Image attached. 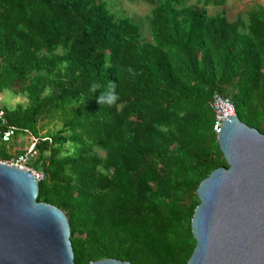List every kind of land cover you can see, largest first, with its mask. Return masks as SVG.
Wrapping results in <instances>:
<instances>
[{
  "label": "trees",
  "instance_id": "16d2710c",
  "mask_svg": "<svg viewBox=\"0 0 264 264\" xmlns=\"http://www.w3.org/2000/svg\"><path fill=\"white\" fill-rule=\"evenodd\" d=\"M126 1L151 7L148 40L103 0H0V94L26 100L1 109L36 140L38 201L65 214L75 264H187L196 189L227 167L213 94L264 134V6L230 20L206 11L225 0Z\"/></svg>",
  "mask_w": 264,
  "mask_h": 264
},
{
  "label": "water",
  "instance_id": "95a60500",
  "mask_svg": "<svg viewBox=\"0 0 264 264\" xmlns=\"http://www.w3.org/2000/svg\"><path fill=\"white\" fill-rule=\"evenodd\" d=\"M216 140L227 167L212 171L196 189L195 246L187 264H264V134L228 116ZM0 264H75L65 214L38 201L33 175L4 162Z\"/></svg>",
  "mask_w": 264,
  "mask_h": 264
},
{
  "label": "rangeland",
  "instance_id": "374dc122",
  "mask_svg": "<svg viewBox=\"0 0 264 264\" xmlns=\"http://www.w3.org/2000/svg\"><path fill=\"white\" fill-rule=\"evenodd\" d=\"M108 4V7L117 17H127L135 21L141 30L142 39L148 40L150 37L148 25L145 21V16L149 13L151 7L143 2H127L126 0H103ZM194 3V0H187V5ZM255 5L264 6V0H225L223 6L212 7L209 6L206 8V11L209 15L216 14L219 12L225 13L228 19H235L238 15H243L246 11L252 8ZM26 102L25 98L21 97L19 94L11 93H1L0 94V108L2 106L13 107L17 103L24 104ZM41 124L40 134L47 135L55 132L59 129L60 123L53 122L51 120L45 121ZM31 143L29 135H17L12 138L8 143L2 144L0 141V150L1 146L3 147L6 154H8L11 159L15 158L18 154L25 151ZM98 155L103 156L102 151H96ZM1 162V161H0ZM32 164V160L30 161ZM29 162V163H30ZM31 166V165H30ZM32 167V166H31Z\"/></svg>",
  "mask_w": 264,
  "mask_h": 264
},
{
  "label": "built area",
  "instance_id": "2783aa9c",
  "mask_svg": "<svg viewBox=\"0 0 264 264\" xmlns=\"http://www.w3.org/2000/svg\"><path fill=\"white\" fill-rule=\"evenodd\" d=\"M209 105L215 117L212 130L217 137L222 124V119L227 118L228 116H235L234 108L228 98H224L217 93L213 94ZM16 130L17 129L15 127L7 123L4 117V112L0 108V141L3 143L10 142L15 136ZM30 140L31 143L24 152L20 153L13 159L5 161L4 163L30 173L39 181L43 179V174L40 172H36L29 166V162L35 155L34 145L36 143V140L34 138L30 137Z\"/></svg>",
  "mask_w": 264,
  "mask_h": 264
},
{
  "label": "clouds",
  "instance_id": "9594fccd",
  "mask_svg": "<svg viewBox=\"0 0 264 264\" xmlns=\"http://www.w3.org/2000/svg\"><path fill=\"white\" fill-rule=\"evenodd\" d=\"M92 87H93V89H95L96 87H98V85L93 84ZM108 87H109V91L105 95H103L101 97H97L98 102L106 99L107 102L111 103L116 99L115 84L113 82L109 81Z\"/></svg>",
  "mask_w": 264,
  "mask_h": 264
},
{
  "label": "crops",
  "instance_id": "0c3cea01",
  "mask_svg": "<svg viewBox=\"0 0 264 264\" xmlns=\"http://www.w3.org/2000/svg\"><path fill=\"white\" fill-rule=\"evenodd\" d=\"M27 149V148H26ZM24 152V151H23ZM22 153V152H21ZM19 155V154H18ZM11 159V158H10Z\"/></svg>",
  "mask_w": 264,
  "mask_h": 264
}]
</instances>
